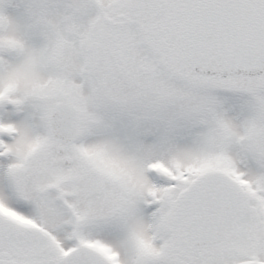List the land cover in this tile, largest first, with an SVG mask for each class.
Returning <instances> with one entry per match:
<instances>
[{"label": "snow or ice", "instance_id": "obj_1", "mask_svg": "<svg viewBox=\"0 0 264 264\" xmlns=\"http://www.w3.org/2000/svg\"><path fill=\"white\" fill-rule=\"evenodd\" d=\"M0 264H264V0H0Z\"/></svg>", "mask_w": 264, "mask_h": 264}]
</instances>
